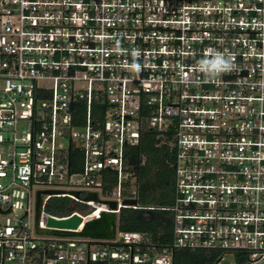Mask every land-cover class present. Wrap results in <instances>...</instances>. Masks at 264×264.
Returning <instances> with one entry per match:
<instances>
[{"label":"built area","instance_id":"built-area-1","mask_svg":"<svg viewBox=\"0 0 264 264\" xmlns=\"http://www.w3.org/2000/svg\"><path fill=\"white\" fill-rule=\"evenodd\" d=\"M217 55L231 71L211 66ZM144 128L172 140L168 247L138 231L36 234L38 191H54L40 194L38 229L139 209L123 204L137 186L124 148ZM0 216V264H173L177 250L263 263L264 0H0Z\"/></svg>","mask_w":264,"mask_h":264},{"label":"trees","instance_id":"trees-1","mask_svg":"<svg viewBox=\"0 0 264 264\" xmlns=\"http://www.w3.org/2000/svg\"><path fill=\"white\" fill-rule=\"evenodd\" d=\"M95 110L100 109L94 105ZM75 113L78 122L85 117V106H79ZM96 111H93L95 113ZM170 136V135H168ZM73 143L69 149L71 171L79 172L81 154ZM127 163L136 179V202L139 209H122L117 218V231L120 233L138 231L146 234L160 247H168L171 240L172 215L167 208L174 201V169L172 140L160 141L156 132L144 128L140 143L133 147H125ZM72 161L75 162L72 164ZM60 199L52 201L48 212L61 215ZM153 207L154 210L149 209ZM223 253L215 250H177L173 254V264H214Z\"/></svg>","mask_w":264,"mask_h":264},{"label":"water","instance_id":"water-1","mask_svg":"<svg viewBox=\"0 0 264 264\" xmlns=\"http://www.w3.org/2000/svg\"><path fill=\"white\" fill-rule=\"evenodd\" d=\"M52 193H54V191L36 192V202H35L36 234L44 235V236H54V237L90 238L95 240H113L115 238L117 231V218H118L116 213H102L100 215V218L84 223L81 229H80V225L82 223V220L77 215H73L72 217L64 220H56L53 218H48L46 224L47 229H38L37 223H38V215L41 204L40 194H52ZM73 194L76 196L78 195L77 192H74ZM85 200L99 201L97 198V194L95 192L88 193ZM99 202H104V201H99ZM123 204L126 206H134L136 205V200H125ZM111 205H113L114 207L115 203H111ZM78 229H80V231L76 232V230ZM68 230H74V231H68Z\"/></svg>","mask_w":264,"mask_h":264},{"label":"rangeland","instance_id":"rangeland-1","mask_svg":"<svg viewBox=\"0 0 264 264\" xmlns=\"http://www.w3.org/2000/svg\"><path fill=\"white\" fill-rule=\"evenodd\" d=\"M81 86H82L81 84H77V87H81ZM57 144H62V145L65 147V146L67 145V140H65V139H58V140H57ZM70 180H71V182L74 183V184H76V183H78V184L81 183V177H80V176H72V177L70 178ZM61 185H62V188H61V189H64V190H70V189H72V187L69 186V185L67 184V180H66V178H65L64 181L61 183ZM54 188H60V187H54ZM4 219H5V217L0 216V222H2ZM221 263H222V264H234V263H233V256L230 255V254H225V255L223 256V260H222ZM261 264H264V262L261 263Z\"/></svg>","mask_w":264,"mask_h":264},{"label":"clouds","instance_id":"clouds-1","mask_svg":"<svg viewBox=\"0 0 264 264\" xmlns=\"http://www.w3.org/2000/svg\"><path fill=\"white\" fill-rule=\"evenodd\" d=\"M218 73L228 72L232 69L231 58L225 59L222 55H217L211 65Z\"/></svg>","mask_w":264,"mask_h":264}]
</instances>
